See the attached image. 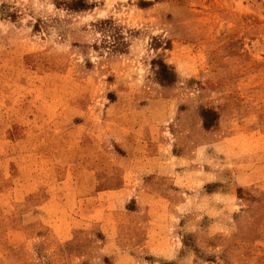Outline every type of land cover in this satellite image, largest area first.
Here are the masks:
<instances>
[{"label": "rangeland", "instance_id": "374dc122", "mask_svg": "<svg viewBox=\"0 0 264 264\" xmlns=\"http://www.w3.org/2000/svg\"><path fill=\"white\" fill-rule=\"evenodd\" d=\"M0 264H264V0H0Z\"/></svg>", "mask_w": 264, "mask_h": 264}]
</instances>
